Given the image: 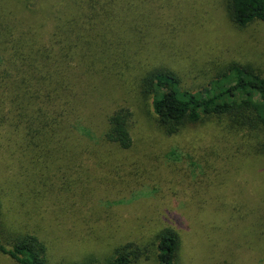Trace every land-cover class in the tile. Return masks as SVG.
I'll return each mask as SVG.
<instances>
[{
	"label": "trees",
	"instance_id": "obj_1",
	"mask_svg": "<svg viewBox=\"0 0 264 264\" xmlns=\"http://www.w3.org/2000/svg\"><path fill=\"white\" fill-rule=\"evenodd\" d=\"M33 1L40 0H21L23 7L10 8L6 0H0V134L5 140L0 163H6L1 170L21 179L14 181L10 195L7 186L0 187L4 191L0 193V255L14 264H52V247L40 231L45 218L39 216L48 197L58 199L60 206L62 202L69 206L66 211L81 216L82 207L92 201L90 197L102 185L107 194L118 197L127 196L146 180L164 182L155 163L146 160L151 161V156L140 153L151 146L132 138L133 112L123 105L126 100L119 103L130 75L142 99L152 98L151 130L157 138H175L190 126L214 118L222 128L221 136L227 132L234 139L253 137L256 143L251 151L264 155V71L248 63L232 62L210 79L203 90L192 92L181 87L179 75L169 64L144 66L131 56L133 44L140 43L132 39L136 29L121 35L99 31L100 26L136 9L142 1L124 0L126 4L116 7L112 5L115 0L105 6L101 0H85L89 10L82 13L74 0L76 3L63 20L58 9L47 11V5L39 14L31 11L24 16L18 11ZM221 2L227 17L237 27L256 21L264 24V0ZM97 6L104 7V13ZM17 14L21 16L17 18ZM72 15L73 28L67 30L65 23ZM51 16L54 30L47 28ZM95 16L101 20L97 27L91 23ZM91 31L109 42L110 48L105 54L102 84L93 81L82 87L87 70L84 49L72 40ZM241 142L235 140L231 147L210 145L205 151L214 155L213 162L224 159L225 163L226 158L246 154ZM58 181L60 184L55 186ZM194 181L190 183L199 187L189 188L187 183L184 186L190 191L185 200L188 206L207 196L201 189L203 179L198 177ZM23 193L29 199L27 212L18 210L24 204ZM68 194L76 196L71 203ZM7 201L17 208L15 213L5 210ZM60 206L59 211L65 210ZM31 210L38 223L27 228L21 225L24 220L20 217L30 216L28 219L32 220V215H26ZM48 213L50 219L54 213ZM81 217L85 220L84 215ZM150 233L141 239L109 237L100 249L91 246L86 252L77 251L79 259L86 256L76 264H195V256L191 262L178 228L163 225ZM81 240L84 241L82 235ZM83 244L91 245L90 240Z\"/></svg>",
	"mask_w": 264,
	"mask_h": 264
},
{
	"label": "rangeland",
	"instance_id": "obj_2",
	"mask_svg": "<svg viewBox=\"0 0 264 264\" xmlns=\"http://www.w3.org/2000/svg\"><path fill=\"white\" fill-rule=\"evenodd\" d=\"M69 1H33L18 11L24 16L31 11L39 14L47 5V11L58 9L59 17L63 20L76 2L79 4L78 11L83 13L89 10L85 0ZM108 1L101 0L103 6ZM138 1H142V8L138 5L127 14H119L100 26L99 31L121 35L129 32V29L131 33L136 29L132 39L140 43L133 44L131 56L144 66L146 63L169 64L179 75L182 88L200 92L208 86L210 79L232 62L248 63L264 71L263 23L256 21L243 28L237 27L227 17L221 0ZM6 2L10 8L23 7L21 0ZM122 4H126V1L115 0L112 5L121 7ZM97 7L100 13H104V7ZM20 16L17 14V18ZM52 18L47 22V28L54 30ZM73 19V15L69 17L65 29L73 28ZM97 19L98 16L91 18L92 25L96 27L101 23ZM70 33L75 36L73 31ZM94 33L87 32L72 40L79 49H84L83 62L87 70L82 87L93 81H98L97 84L103 81L102 70L107 63L105 54L110 43ZM138 62L135 61V64ZM133 86L135 83L130 75L119 96V103L126 100L123 105L133 112L130 124L132 138L137 143L145 141V145L151 146L148 151L140 153L151 156V161L148 158L146 160L155 163L165 183L158 179L146 180L127 196L118 197L107 194L102 185V189L90 197L92 201L82 207L80 215H84L85 220L79 214L77 216L66 211L69 206L63 202L60 206L58 199H44L39 216L45 218L42 222L45 226L39 225L41 235L52 247V264L81 263L86 255L79 259V252H86L91 246L100 249L109 237L141 239L149 236L150 230L163 225H172L180 230L191 262L195 256V264H264V155L251 151L255 139L250 136L244 140L239 136L234 139L227 132L221 136L222 128L216 125L219 121L214 118L208 119L207 123L190 126L175 138H157L151 130L154 114L152 98L142 99L138 89ZM235 140L238 143L243 140L241 144L246 148L247 155L226 158L225 163L224 159L213 162L214 155L205 151L210 145L216 148L220 145L234 146ZM2 143L5 140L0 134V156L5 150ZM5 164L0 163V187L7 186V195H10L14 192L11 189L14 181L20 177L13 178L14 175H9L6 169L1 170ZM198 177L203 179L201 189L207 195L206 199L197 200L188 206L185 200L190 191L184 189L185 183L189 188L199 187L190 183ZM59 184L60 181L55 186ZM23 189L26 192V188ZM53 189L57 191L55 187ZM0 193L4 194V191ZM25 194H21L24 204L18 210L27 212L29 199ZM67 196L70 197V203L76 197L75 194ZM12 201L14 206L15 200ZM4 206L11 213L17 209L9 206L8 201ZM59 206H64L65 210L59 211ZM49 210L54 213L50 219ZM74 212L78 213L77 210ZM26 215H32L33 219L21 216L20 220H24L22 226L28 228L38 223V217L34 216L32 210ZM81 235L84 241L90 240L91 245L83 244ZM0 264L14 263L0 255Z\"/></svg>",
	"mask_w": 264,
	"mask_h": 264
}]
</instances>
